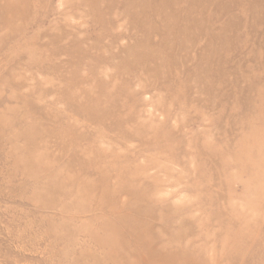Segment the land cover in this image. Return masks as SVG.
<instances>
[{"label": "rangeland", "instance_id": "1", "mask_svg": "<svg viewBox=\"0 0 264 264\" xmlns=\"http://www.w3.org/2000/svg\"><path fill=\"white\" fill-rule=\"evenodd\" d=\"M0 264H264V0H0Z\"/></svg>", "mask_w": 264, "mask_h": 264}]
</instances>
